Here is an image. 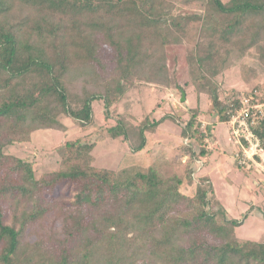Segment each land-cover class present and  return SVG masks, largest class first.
Instances as JSON below:
<instances>
[{"label": "trees", "instance_id": "1", "mask_svg": "<svg viewBox=\"0 0 264 264\" xmlns=\"http://www.w3.org/2000/svg\"><path fill=\"white\" fill-rule=\"evenodd\" d=\"M202 1L196 12L190 0H0V264H264V242L236 234L245 216L229 218L219 200L209 208L208 174L189 196L182 177H165L160 165H95L97 139L67 140L57 167L40 175L33 154L7 152L41 130H68L62 117L96 127L94 101L108 114L137 81L167 84L166 51L184 41L193 84L228 123L242 101L222 98L216 77L233 48L259 49L264 64V0ZM170 118L118 120L106 131L137 152ZM252 129L264 147V128ZM212 132L196 108L181 136L201 144L202 158ZM20 205L32 209L18 213ZM129 232L146 240L137 251L124 246Z\"/></svg>", "mask_w": 264, "mask_h": 264}, {"label": "rangeland", "instance_id": "2", "mask_svg": "<svg viewBox=\"0 0 264 264\" xmlns=\"http://www.w3.org/2000/svg\"><path fill=\"white\" fill-rule=\"evenodd\" d=\"M190 1L188 8L202 12V0ZM190 46L192 44L184 41L166 51L169 78L167 84L137 81L111 107L108 114L104 102L95 100L93 108L96 127L82 131L75 121L62 117L68 130H41L34 135L32 142L10 145L7 152L21 157L33 154L35 169L40 175L57 167V147L67 140L78 137L97 139L98 143L93 150L95 165L116 170L134 165H160L161 173L165 177L173 172L182 177L181 190L189 196L195 194L198 178L208 174L215 190L214 194L210 193L208 196L209 208L215 210L216 200H219L229 218L239 219L245 216L243 224L236 228L237 236L264 242V147H256V142L248 143V151L254 156L245 165L237 163L236 155L241 148L233 128L242 120L237 117L240 109L233 115L235 125H232L231 119L228 123L217 122L209 95L198 92L193 84ZM259 51L252 48L239 55L235 48L231 49L230 59L216 77L220 95L226 101L249 97L259 105L262 111L259 112L257 120L264 119V64L259 59ZM196 108L202 127L210 124L213 131L206 141L207 155L202 158L199 157L201 144L199 146L181 136L182 124L189 119L191 110ZM165 115H171V118L161 123L155 131L147 133V143L141 151H133L132 142L111 138L106 131L118 120L139 126L146 119L152 122ZM246 125L242 128L243 133L248 135L249 126L246 129ZM261 127L264 128V124L257 121L250 129ZM250 139L252 140L251 137ZM69 199L70 197L67 200ZM16 207L18 213L32 209V205ZM11 208L6 211L8 223H13ZM124 236V246L129 252L137 251L136 248L146 242L143 236L133 237L132 232L125 233ZM119 245H123L122 241Z\"/></svg>", "mask_w": 264, "mask_h": 264}, {"label": "built area", "instance_id": "3", "mask_svg": "<svg viewBox=\"0 0 264 264\" xmlns=\"http://www.w3.org/2000/svg\"><path fill=\"white\" fill-rule=\"evenodd\" d=\"M241 101H242V107L240 108V114L237 117L242 118L241 120L242 123L239 122L238 124H236V126H234L233 133L236 137H238V143L241 145L240 146L241 150L236 155V161L240 165H245L248 163V159H250L251 156H254V154L252 153L250 154V151H248L249 144L247 146L242 145L240 138L243 136L247 140L248 143L256 142V147L261 145L259 137L253 132V129H250V128L253 126V124H255L258 121L257 116L259 112H261L262 110L258 104L253 103L251 99L248 97L241 98ZM235 113H237V111L232 114L231 120L234 118L233 115ZM233 124H234V121L232 120V125ZM243 125H246V129L249 126L248 135H245L243 133L244 132L242 128ZM250 137L252 138V140L250 139ZM251 149L252 148L250 147V150ZM263 168H264V165H263Z\"/></svg>", "mask_w": 264, "mask_h": 264}, {"label": "water", "instance_id": "4", "mask_svg": "<svg viewBox=\"0 0 264 264\" xmlns=\"http://www.w3.org/2000/svg\"><path fill=\"white\" fill-rule=\"evenodd\" d=\"M185 96H184V92H182V100H184Z\"/></svg>", "mask_w": 264, "mask_h": 264}]
</instances>
